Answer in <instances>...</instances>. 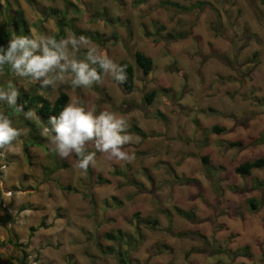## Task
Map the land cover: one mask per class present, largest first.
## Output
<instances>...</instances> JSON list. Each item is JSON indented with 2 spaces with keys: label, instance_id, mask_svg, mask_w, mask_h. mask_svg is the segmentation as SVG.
<instances>
[{
  "label": "rangeland",
  "instance_id": "374dc122",
  "mask_svg": "<svg viewBox=\"0 0 264 264\" xmlns=\"http://www.w3.org/2000/svg\"><path fill=\"white\" fill-rule=\"evenodd\" d=\"M164 1L10 0L38 34L58 39L65 22L59 39L93 32L100 39L86 37L90 44L117 64L134 61L136 50L154 59L149 75L136 67L131 92L105 74L100 91L68 84L41 91L52 101L66 91L85 109L124 117L130 162L89 146L95 166L81 173L78 157L60 158L42 134L44 145L27 155L28 120L13 114L21 136L0 160L3 205L12 217L0 213V234L23 244L3 246L8 257L13 249V264L24 249L29 264H121L98 246L112 244L104 233L117 229L130 264H264V167L236 172L243 161L264 157V0ZM57 8L67 17L54 16ZM3 80L13 81L0 72ZM16 81L26 89L37 84ZM215 125L224 132H213ZM239 139L245 145H235ZM176 206L196 215L182 217Z\"/></svg>",
  "mask_w": 264,
  "mask_h": 264
},
{
  "label": "clouds",
  "instance_id": "9594fccd",
  "mask_svg": "<svg viewBox=\"0 0 264 264\" xmlns=\"http://www.w3.org/2000/svg\"><path fill=\"white\" fill-rule=\"evenodd\" d=\"M86 49L84 59H78L77 53ZM103 74L123 84L127 80L126 66L115 63L105 56L83 35H67L57 39L55 34L36 33L30 27V35H11L7 47H0V70L7 68L17 78H28L38 82L41 88L55 89L58 85L68 84L72 88H90L99 84ZM19 92L10 80L0 87V104L15 113H23L27 120L35 116L34 109L24 110L18 104ZM51 127H43L41 134L48 138L49 150L60 158L78 157L75 165L81 173L95 166L94 153L88 151L94 146L97 152L107 154L109 159L131 161L133 157L123 150V146L132 142L128 133V123L115 112L89 110L78 101L69 97V102L58 116H52ZM21 136L19 129L13 126L10 118L0 112V155L11 151L13 142ZM4 235L0 234V239Z\"/></svg>",
  "mask_w": 264,
  "mask_h": 264
},
{
  "label": "trees",
  "instance_id": "16d2710c",
  "mask_svg": "<svg viewBox=\"0 0 264 264\" xmlns=\"http://www.w3.org/2000/svg\"><path fill=\"white\" fill-rule=\"evenodd\" d=\"M30 3L35 2V0H27ZM165 4H172L175 5V7H180V4L172 1V0H166L164 1ZM205 1H197L195 2V6L197 7H203L205 5ZM60 13H62V18H66V14L65 12H60V10L57 9H52V14H54V16L59 15ZM58 17V16H57ZM60 20V19H59ZM65 20V19H64ZM65 24V22H63V24L61 23L60 27L62 28L61 31L58 34V39L63 36L64 33V27H62ZM15 33L16 35H30V24L29 21L26 17V11L24 8H14L11 3L10 0H0V47H7L11 35ZM84 33L85 37H93V38H98L100 39L99 36H97V34H93V32L90 31H84L81 32ZM169 36L171 37H184L183 35H176L175 34H170ZM134 60H135V64L142 68L145 74H149L153 68H154V59L151 55L146 54L143 51L140 50H136L134 52ZM119 65H123L126 66V74H127V80L125 83L120 84V86L127 92H131L135 89L136 84H135V65L133 62H131L130 60L127 59H123L121 60L119 63ZM97 68L98 73L101 74L102 76V71L99 69L98 66H93ZM0 72L4 73L5 76L8 77H12L13 78V83L15 84L18 92H19V96H18V104L22 105L24 107V110L27 111L28 109H34L35 112L38 114V116L40 117V120H28V126H30V130L28 132V136L26 137V140L23 141V147L25 150V153L27 155L30 154V148L37 146V145H44V140H46V138L42 139L41 136V132L43 127H45L46 125H48L49 127H51L49 121L50 118L52 116H58L59 112L61 111V109L69 102V97L70 95L66 92V91H61L59 93V95L52 101L50 98L46 97L45 95H43L41 93L42 90H45L46 88H41L40 84H34L31 85L28 89H26V87H24V85L22 83H17V78H15L7 68H4L2 70H0ZM15 80V81H14ZM4 81V80H3ZM9 81V80H8ZM8 81H4L3 83H0V87L6 86V83ZM93 88L97 91H100L101 88L98 84H94ZM156 98V92L152 91L150 94H148L147 99L150 102H153V100ZM0 112L5 113L6 115L9 116L11 122L13 121V114H23V113H15L12 112L11 110L7 109L4 105L0 104ZM14 126V125H13ZM17 129L20 130V128L18 126H14ZM135 131L140 132L141 134H144V131L137 126V128L135 129ZM212 131L213 132H218V133H222L224 132V128L218 125H215L212 127ZM21 132V130H20ZM235 145H245L244 140H237L234 142ZM88 151L91 153L90 149L88 148ZM0 160H1V155H0ZM204 162L207 164L209 162V158L207 156L203 157ZM63 165H67V163H64ZM264 167V157L263 156H259L256 158H252V159H247L245 161H243L242 163H240L237 167H236V172L238 174L241 175H251L253 170L255 168H263ZM2 171L0 170V173ZM88 172L92 173L91 168H88ZM2 174H0L1 177ZM102 180V176H100V178ZM100 181V180H99ZM104 181H109L108 179H105ZM264 183V182H262ZM261 183H259L260 185ZM70 188V187H68ZM3 196H4V192H3V188H2V184H1V180H0V213L2 215V217H4L5 221H9L12 217L8 212V209L6 207H4L3 205ZM251 204L253 205V207L257 206V202L254 198H252L251 200ZM194 212V210H191ZM166 212H168L166 210ZM175 212L177 214H179L182 217H186L188 219H192L193 217H191L193 214V212L191 213L190 210H183L182 208H180L179 206L175 207ZM195 212H194V216H195ZM135 218H137V226H136V230L138 231L141 227L140 225V212L137 211L134 213L133 215ZM154 222H158V220L156 218H154L153 220ZM122 231L119 229H117L116 231H106L104 233V238L108 241H112V244H107L104 246V244L102 243H98L99 249L103 252H107V253H112V254H117L119 257V260L121 262V264H130L128 262L126 253H122L121 252V247L119 244V240L122 239ZM131 240H129L128 242H130ZM3 246H8L7 249H10L11 247L15 248V247H19V246H23L22 243L20 242H16L14 241V239L12 237H9L8 239H0V264H13V259L17 260V258L15 256H13V249L10 250V254L12 255L11 257H8L6 254V252L3 251ZM28 258V254L26 252V250L24 249V256L22 258V260L19 262V264H29L27 261Z\"/></svg>",
  "mask_w": 264,
  "mask_h": 264
},
{
  "label": "bare ground",
  "instance_id": "6f19581e",
  "mask_svg": "<svg viewBox=\"0 0 264 264\" xmlns=\"http://www.w3.org/2000/svg\"><path fill=\"white\" fill-rule=\"evenodd\" d=\"M131 62L134 63L135 68L138 67V66L135 64V60H134V61H131ZM138 68H140V67H138ZM140 69H142V68H140ZM153 69H154V68H153ZM142 71H143V69H142ZM152 71H153V70H152ZM152 71H151V72H152ZM143 72H144V71H143ZM151 72H150V73H151ZM150 73H149V74H150ZM149 74H147V75H149ZM136 77H137V75H136V70H135V81H136ZM9 78H12V77H8V79H9ZM15 78H17V77H15ZM12 79H13V78H12ZM11 81H12V80H11ZM37 84H39V83L37 82ZM135 84H136V82H135ZM98 85H99V84H98ZM2 166H6V165L3 164Z\"/></svg>",
  "mask_w": 264,
  "mask_h": 264
},
{
  "label": "built area",
  "instance_id": "2783aa9c",
  "mask_svg": "<svg viewBox=\"0 0 264 264\" xmlns=\"http://www.w3.org/2000/svg\"><path fill=\"white\" fill-rule=\"evenodd\" d=\"M10 192V193H9ZM9 192H7V193H9V194H11L12 192L11 191H9Z\"/></svg>",
  "mask_w": 264,
  "mask_h": 264
}]
</instances>
